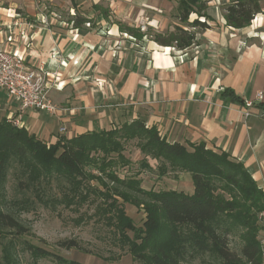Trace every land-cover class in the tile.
<instances>
[{
    "label": "crops",
    "instance_id": "obj_1",
    "mask_svg": "<svg viewBox=\"0 0 264 264\" xmlns=\"http://www.w3.org/2000/svg\"><path fill=\"white\" fill-rule=\"evenodd\" d=\"M17 1L0 0V47L17 53L28 67L44 65L55 71L58 87L49 96L67 110L58 115L21 110L0 90V121L6 119L50 144L61 136L140 119L168 142L201 143L228 153L264 193V0L241 28L226 25L229 0L220 5L210 0L205 29L188 25L195 18L204 20L196 13L179 21L176 0H128L124 6L137 10L132 23L123 16L114 18L140 33L139 38L108 20L106 9L96 16L97 26L73 18L69 29L50 16L35 18L30 5L18 6ZM145 19L157 34L174 33L178 26L194 38L186 47L145 42L140 39L146 33L138 29ZM122 29L137 41L116 45ZM48 78L55 79L52 74ZM259 91L263 99L246 108L245 101ZM244 109L250 114L244 115ZM60 127L65 131L60 133Z\"/></svg>",
    "mask_w": 264,
    "mask_h": 264
},
{
    "label": "trees",
    "instance_id": "obj_2",
    "mask_svg": "<svg viewBox=\"0 0 264 264\" xmlns=\"http://www.w3.org/2000/svg\"><path fill=\"white\" fill-rule=\"evenodd\" d=\"M209 1L176 0L175 16L185 22L191 13H196L197 16H204V20L195 18L188 25L199 29L208 28L206 8ZM224 9L226 25L241 28L249 24L260 11V2L229 0ZM126 29L135 37L141 36L131 28ZM193 38V32L178 26L167 37L161 34L155 36L159 44L171 45L175 41L177 47L188 46ZM118 129H132L129 134L140 140L144 152L157 159L173 161L172 166L190 172L193 185L191 193L175 189L148 191L137 188L141 196L147 198V237L150 238V231L156 226L155 213L158 212L163 214L169 224L171 237L180 243L178 252L158 248L152 254H139L142 264H184L182 260L185 258H180L181 254L186 255L188 252L192 255L197 251H206L209 245L223 261L239 262V258H243L250 264H261L257 240L248 237L239 254L225 247L224 233L228 231V222L233 220V214L236 218L240 209L245 214L264 210V193L243 164L237 160L229 161L228 153L205 148L201 143L185 145L178 141L168 142L154 126H146L140 119L97 132L61 136L50 144L35 138L23 127L13 126L6 119L0 121V239L5 255L15 253L17 238L30 229L16 212L30 209L37 201L54 208L59 204L70 205L80 198L81 192L86 189L83 185L85 170L92 162L88 153L91 149H102V143L115 147L117 144L112 138L121 137ZM106 134L109 138L98 139ZM9 175L15 182L11 198L6 196ZM109 177L114 187H126L125 182L115 175L110 174ZM218 190L227 193L236 190L237 193L224 198L217 193ZM60 245L72 248L76 247V242L63 241Z\"/></svg>",
    "mask_w": 264,
    "mask_h": 264
},
{
    "label": "rangeland",
    "instance_id": "obj_3",
    "mask_svg": "<svg viewBox=\"0 0 264 264\" xmlns=\"http://www.w3.org/2000/svg\"><path fill=\"white\" fill-rule=\"evenodd\" d=\"M126 1L128 0H18L17 2L18 6L30 5L35 18L41 14L50 16L61 20L63 26L71 29L73 18L89 20L91 26H97L96 16L100 15L103 9L107 10L108 20L119 22L120 28L128 26L125 22L122 23L114 18L117 15L121 16L120 18L123 16V19H128L127 21L132 23L137 10L134 7L124 6ZM216 3L220 5L221 0H216ZM173 14L174 9L171 11V17ZM146 22L147 19L138 25V29L146 33L140 40L145 42L155 40L157 33L152 31ZM125 30L122 29L118 33L121 40L115 42L116 45L120 46L122 40H129L131 43L137 41L135 39L138 38L128 39L131 37ZM172 44L176 42L173 41ZM131 130L118 129L121 137L114 139L110 137L116 142L115 147L102 143V149L90 150L88 158L92 162L85 170L86 178L83 182L86 189L73 203L49 208L37 201L28 210L15 211L30 229L27 233L19 235L15 253H10L9 256L5 255L0 239V264H142L139 254H152L158 248L179 251L180 243L171 237L170 226L161 213H155L157 223L150 231V238L147 237L149 234L147 198L141 196L137 188L141 187L148 191L175 189L190 193L193 190L192 183L189 188L191 174L172 166L173 161L157 159L144 152L139 144L140 140L129 134ZM103 136L98 139L109 138L107 134ZM221 156L218 158L221 159ZM227 159L235 160L231 156ZM110 174L125 182L126 187L121 188L122 185L114 187ZM14 183L13 177L9 175L6 183L7 198L14 195ZM54 191L57 192L56 189ZM217 193L224 198H230L231 194L237 191L227 193L218 190ZM241 210L236 213V218L233 214V220L228 222L230 224L228 231L224 233V236L231 235L234 238L235 250L231 252L237 254L248 237L258 241L260 234V211L251 210L252 213L245 214L246 212ZM69 240L76 242V247L65 248L60 245L61 242ZM180 258H185L182 260L184 264H250L243 258H239V262L223 261L211 245L206 251H197L192 255L187 252L186 255L181 254Z\"/></svg>",
    "mask_w": 264,
    "mask_h": 264
},
{
    "label": "built area",
    "instance_id": "obj_4",
    "mask_svg": "<svg viewBox=\"0 0 264 264\" xmlns=\"http://www.w3.org/2000/svg\"><path fill=\"white\" fill-rule=\"evenodd\" d=\"M8 40L12 41L10 37ZM48 74H52L55 79L50 80ZM55 81V71L47 69L44 65L28 67L17 53L0 47V90L15 100L21 110L33 109L51 115L64 113L67 108L59 105L49 96L50 89L58 87ZM262 99L263 93L259 91L253 99L245 101L244 105L248 108ZM242 112L244 115L250 114L248 109H244ZM64 131V127L59 128L60 133ZM259 219L258 243L261 264H264V210L260 211Z\"/></svg>",
    "mask_w": 264,
    "mask_h": 264
},
{
    "label": "clouds",
    "instance_id": "obj_5",
    "mask_svg": "<svg viewBox=\"0 0 264 264\" xmlns=\"http://www.w3.org/2000/svg\"><path fill=\"white\" fill-rule=\"evenodd\" d=\"M225 247L231 252L234 251V238L231 235L225 236Z\"/></svg>",
    "mask_w": 264,
    "mask_h": 264
}]
</instances>
